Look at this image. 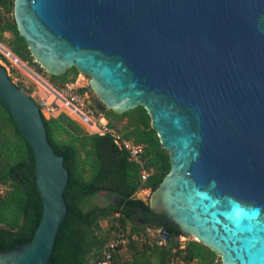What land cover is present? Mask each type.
<instances>
[{
	"label": "water",
	"instance_id": "1",
	"mask_svg": "<svg viewBox=\"0 0 264 264\" xmlns=\"http://www.w3.org/2000/svg\"><path fill=\"white\" fill-rule=\"evenodd\" d=\"M14 14L45 70L91 77L97 110L147 109L171 160L151 209L223 264H264V0H15ZM0 101L33 150L43 202L33 238L0 264H48L70 173L1 62Z\"/></svg>",
	"mask_w": 264,
	"mask_h": 264
},
{
	"label": "trees",
	"instance_id": "2",
	"mask_svg": "<svg viewBox=\"0 0 264 264\" xmlns=\"http://www.w3.org/2000/svg\"><path fill=\"white\" fill-rule=\"evenodd\" d=\"M14 7L15 0H0V40H5V32H11V50L23 60L33 62L28 43L20 35ZM79 73L73 67L65 74H51V78L55 85H61L74 80ZM103 113L125 137L145 144L146 166L152 174L143 182L141 166L129 158L110 134L90 133L65 112L50 118L44 116L48 138L56 152L64 156L70 173L64 191L69 212L61 223L48 264H98L105 243L120 227L129 234L138 233L139 237L131 238L126 246L115 251L114 264H223L221 257L203 242L182 241L179 225L154 212L149 201L137 196L143 187L155 189L171 169L170 153L152 127L147 109L140 105L122 114L113 109ZM124 118L127 121L121 124ZM34 165L30 144L0 101V190L5 188L0 192V250L30 241L39 226L43 202L37 191ZM103 191L113 200L107 205L95 204L94 198ZM105 219L109 220L107 227L102 225ZM159 229L171 236L163 244L157 242L163 237ZM150 230L157 231V235L152 237Z\"/></svg>",
	"mask_w": 264,
	"mask_h": 264
},
{
	"label": "built area",
	"instance_id": "3",
	"mask_svg": "<svg viewBox=\"0 0 264 264\" xmlns=\"http://www.w3.org/2000/svg\"><path fill=\"white\" fill-rule=\"evenodd\" d=\"M0 46H3V48H0L3 57L11 59L17 65L25 66V62L21 57L6 48L1 42ZM90 78L89 75L80 72L74 80L65 84L47 86L55 96V100L50 102L47 97L41 96L39 98L38 103L43 115L50 118L65 112L81 123L90 133L110 134L114 142L127 152L129 158L141 166V179L143 182L147 181L152 174V170L146 166L145 144L125 137L117 128L109 124L102 111L94 107V97L90 93ZM58 101L62 102V107L58 105ZM145 189L153 190L150 187H143L139 191ZM158 232H160V229ZM138 237V233L129 234L124 228L120 227V230L105 243L102 249V260L98 264H114L115 251L126 246L131 238L137 239ZM166 240L165 237H162L157 242L163 244Z\"/></svg>",
	"mask_w": 264,
	"mask_h": 264
},
{
	"label": "rangeland",
	"instance_id": "4",
	"mask_svg": "<svg viewBox=\"0 0 264 264\" xmlns=\"http://www.w3.org/2000/svg\"><path fill=\"white\" fill-rule=\"evenodd\" d=\"M5 40L0 42L8 49L11 50L9 41L13 38V34L11 32H5L4 34ZM0 62L6 66L8 72L12 79L17 83L23 85L29 93L38 101L41 96L47 97L50 102L55 100V96L51 93L47 86L55 85L54 80L51 78V74L45 70L38 62L35 60L33 62H29L28 60H24L25 66L15 64L11 59L3 57V53L0 51ZM91 80V78H90ZM91 93V96L97 98L94 90ZM58 105L62 107V102L58 101ZM127 121V118H124L121 121V124H124ZM86 129V128H85ZM87 130V129H86ZM5 188H1L0 192L3 193ZM152 191L150 190H141L137 192V196L150 202ZM113 197H109L106 192L99 193L94 198V203L99 205H107ZM104 227L109 225V220L105 219L102 222ZM150 235L155 237L157 235V231L150 230ZM182 241H186L188 239H197L195 236H185L182 235L180 237Z\"/></svg>",
	"mask_w": 264,
	"mask_h": 264
},
{
	"label": "bare ground",
	"instance_id": "5",
	"mask_svg": "<svg viewBox=\"0 0 264 264\" xmlns=\"http://www.w3.org/2000/svg\"><path fill=\"white\" fill-rule=\"evenodd\" d=\"M0 48H3V46H0Z\"/></svg>",
	"mask_w": 264,
	"mask_h": 264
}]
</instances>
